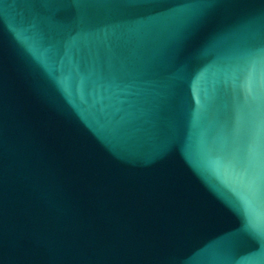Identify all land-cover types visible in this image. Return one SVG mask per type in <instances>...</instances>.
I'll use <instances>...</instances> for the list:
<instances>
[{
  "label": "water",
  "instance_id": "water-1",
  "mask_svg": "<svg viewBox=\"0 0 264 264\" xmlns=\"http://www.w3.org/2000/svg\"><path fill=\"white\" fill-rule=\"evenodd\" d=\"M0 264H264V0H0Z\"/></svg>",
  "mask_w": 264,
  "mask_h": 264
}]
</instances>
